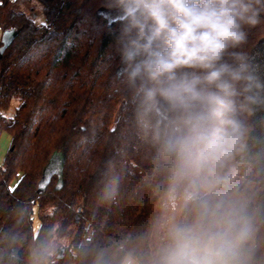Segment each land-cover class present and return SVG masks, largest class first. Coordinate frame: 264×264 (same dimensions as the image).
I'll use <instances>...</instances> for the list:
<instances>
[{
  "label": "trees",
  "instance_id": "16d2710c",
  "mask_svg": "<svg viewBox=\"0 0 264 264\" xmlns=\"http://www.w3.org/2000/svg\"><path fill=\"white\" fill-rule=\"evenodd\" d=\"M22 1H36L44 21L36 5L19 10ZM119 27L102 0H0V29L17 31L0 58V130L12 137L0 167V264H28L33 242L55 225L65 252L52 264H89L82 249L139 236L157 214L162 177L114 78ZM245 50L264 65V23L250 31ZM13 100L19 106L8 117ZM251 124L237 184L264 203V111ZM56 152L64 154L61 173L46 176ZM113 177L117 194L102 200Z\"/></svg>",
  "mask_w": 264,
  "mask_h": 264
},
{
  "label": "clouds",
  "instance_id": "9594fccd",
  "mask_svg": "<svg viewBox=\"0 0 264 264\" xmlns=\"http://www.w3.org/2000/svg\"><path fill=\"white\" fill-rule=\"evenodd\" d=\"M102 5L120 24L114 78L162 179L148 229L82 249L89 264H264V203L237 184L251 120L264 111V65L245 50L264 0ZM118 185L113 177L101 199ZM57 228L33 242L28 264H52Z\"/></svg>",
  "mask_w": 264,
  "mask_h": 264
},
{
  "label": "rangeland",
  "instance_id": "374dc122",
  "mask_svg": "<svg viewBox=\"0 0 264 264\" xmlns=\"http://www.w3.org/2000/svg\"><path fill=\"white\" fill-rule=\"evenodd\" d=\"M32 4L34 6L36 5V7L38 6L37 7L38 10L35 14V18H37L38 22L40 23L43 22L44 21L43 15L38 13L41 11V6L36 1L32 3L22 1L19 4V10L24 11L27 9V7H30ZM4 31L5 30L2 29V32ZM18 106H19V102L17 100H13L10 109L6 112L5 115L8 117H13L15 115V111ZM11 143H12V137L7 132L0 135V167L4 163L6 154L11 146ZM63 161H64V154L62 152H56L53 158L51 159L49 165L46 167L44 174L46 176H50L52 174H60L62 170ZM33 218H34V223H33L34 233H38L41 224L38 206H36L34 209ZM64 242L65 241L63 240L60 242V246L58 250L64 246Z\"/></svg>",
  "mask_w": 264,
  "mask_h": 264
},
{
  "label": "water",
  "instance_id": "95a60500",
  "mask_svg": "<svg viewBox=\"0 0 264 264\" xmlns=\"http://www.w3.org/2000/svg\"><path fill=\"white\" fill-rule=\"evenodd\" d=\"M17 35V31L16 29H8L5 30L2 34V38H1V42H2V46L0 47V58L3 55L5 49L11 44L13 38ZM47 181L46 179L42 181L41 183V188H44V186L46 185ZM43 185V187H42ZM65 252L64 248H61L59 254H58V258L61 257Z\"/></svg>",
  "mask_w": 264,
  "mask_h": 264
},
{
  "label": "crops",
  "instance_id": "0c3cea01",
  "mask_svg": "<svg viewBox=\"0 0 264 264\" xmlns=\"http://www.w3.org/2000/svg\"><path fill=\"white\" fill-rule=\"evenodd\" d=\"M11 1H14V0H11ZM2 33H3V32H2V29H0V44H1ZM3 133H6V132L0 130V135L3 134ZM8 134H9V133H8ZM9 135H10V134H9Z\"/></svg>",
  "mask_w": 264,
  "mask_h": 264
},
{
  "label": "snow or ice",
  "instance_id": "6c2138e0",
  "mask_svg": "<svg viewBox=\"0 0 264 264\" xmlns=\"http://www.w3.org/2000/svg\"><path fill=\"white\" fill-rule=\"evenodd\" d=\"M42 187H43V185H42Z\"/></svg>",
  "mask_w": 264,
  "mask_h": 264
}]
</instances>
